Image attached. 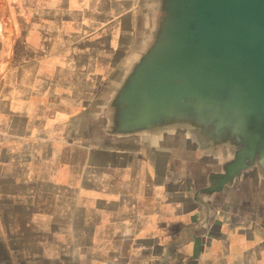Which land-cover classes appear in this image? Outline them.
<instances>
[{
  "label": "crops",
  "instance_id": "obj_1",
  "mask_svg": "<svg viewBox=\"0 0 264 264\" xmlns=\"http://www.w3.org/2000/svg\"><path fill=\"white\" fill-rule=\"evenodd\" d=\"M152 2L12 0L0 19V264H264V226L201 211L172 139L101 134Z\"/></svg>",
  "mask_w": 264,
  "mask_h": 264
},
{
  "label": "water",
  "instance_id": "obj_2",
  "mask_svg": "<svg viewBox=\"0 0 264 264\" xmlns=\"http://www.w3.org/2000/svg\"><path fill=\"white\" fill-rule=\"evenodd\" d=\"M159 11L153 42L100 110L101 134L220 137L232 158L226 175L203 188L202 205L211 207L226 177L252 170L264 184V0H162Z\"/></svg>",
  "mask_w": 264,
  "mask_h": 264
},
{
  "label": "rangeland",
  "instance_id": "obj_3",
  "mask_svg": "<svg viewBox=\"0 0 264 264\" xmlns=\"http://www.w3.org/2000/svg\"><path fill=\"white\" fill-rule=\"evenodd\" d=\"M12 0H0V19L5 18L7 19V10L9 7H11ZM162 5V0L160 3V6ZM158 8H156L157 10ZM152 15L148 17V19L155 20V16H161V14H165L161 11H159L157 14L155 11H153ZM1 30V29H0ZM153 31V30H152ZM143 32L140 38V45L137 48V51L134 53L138 57L146 53L147 51V46L153 42L154 38L151 37V32ZM1 34V32H0ZM111 96H109L104 102V104H107V101L110 99ZM107 108V105L106 107ZM105 108H100V110H104ZM100 117L103 119L102 123L106 121L105 113L101 112ZM169 130V129H168ZM170 131V130H169ZM167 132V136L172 140H168L169 142L174 141V144H170L168 147H170V150L174 148L175 151L179 152V154L185 158L181 160V164L186 165L188 164V168L190 169L191 174L195 175V187L200 188H207V184L211 183L214 185L218 180V177H222L223 175H226L227 170L226 166L230 164V159L228 157L232 158L231 154L226 153V148L229 146L227 143L222 142L221 138L218 137L215 140H210L211 142L204 144V141H193L190 140L189 142H184V141H177L175 140L174 136L172 133ZM218 133H220L221 136V131L218 129ZM176 132H174L175 134ZM207 135L210 137L212 136V132L208 130V132H205ZM121 135V136H120ZM140 133H137L136 135L130 134H119L118 136L124 137V136H138ZM149 136H154L157 137L156 133L149 135ZM159 136V135H158ZM117 137V136H116ZM150 141L153 139L152 137L149 138ZM203 145H207V149H201L204 147ZM233 145V144H232ZM231 145V147H232ZM167 146V145H165ZM196 150H195V148ZM234 147V145H233ZM232 147V148H233ZM195 150V151H192ZM224 154V157H223ZM187 156V157H186ZM194 157V159H193ZM214 175L215 177L210 178L211 176L209 175ZM257 173L254 175L252 170H248L247 172H242L239 173L238 176H235L233 178H228L226 177L224 180V184L222 185V188L219 192H215L213 195L211 194V201L210 204L212 205L211 207L208 206V204L201 205L200 210L205 213L206 215L208 213H212L214 217V221L219 222V220H229L232 216H236L240 218L241 220L247 221V223H242L240 225H236V227L240 228H247L249 230L250 227L257 226L260 224V226H264V184L262 183L263 181L256 176ZM251 180V181H250ZM253 180V181H252ZM248 181L251 182L252 185V193L251 190L250 193L246 196V194L243 192L245 197L240 196V187L239 185H243L248 183ZM253 183V184H252ZM226 192V194L223 192ZM204 192V198L208 200V191H203ZM241 197V199H240ZM251 197V198H250ZM258 201H261L262 205H259ZM228 202V207L225 208V205ZM10 211L11 209L8 208ZM16 214L18 219L23 218L24 213L20 209H16ZM227 218V219H226ZM9 221H12V218H9ZM206 219L200 218L198 220V226L200 225H205ZM9 222V223H10ZM202 222V224H201ZM256 223V224H255ZM263 223V224H262ZM3 230L5 231H13V230H20L24 231L25 235L28 234L29 229L27 228L26 225H4ZM32 231V230H30ZM262 231V230H261ZM16 240L13 241L14 244ZM23 242H27V240H24ZM18 245V244H17ZM20 245V244H19ZM10 246V245H9ZM121 246V244H120ZM12 247V246H10ZM120 264H124L125 262L128 263L125 259H121ZM90 260L89 258L85 255L83 257V264H89ZM130 263V261H129ZM45 264V263H44ZM151 264V263H150ZM164 264H172L171 260H167L164 262Z\"/></svg>",
  "mask_w": 264,
  "mask_h": 264
},
{
  "label": "flooded vegetation",
  "instance_id": "obj_4",
  "mask_svg": "<svg viewBox=\"0 0 264 264\" xmlns=\"http://www.w3.org/2000/svg\"><path fill=\"white\" fill-rule=\"evenodd\" d=\"M154 1V3L152 2V4H150L151 6H153V9H156V8H158L159 6H160V3H161V0H153ZM163 14H161V16L159 15V16H155V20L153 19L152 21H153V24L155 25L154 26V29H156V27H158L159 25H160V22L162 21V19H163ZM153 29V30H154ZM209 176H211L210 178H213V177H215L214 175H209ZM251 181V180H250ZM250 181H248V183H246L245 182V184L243 185V187H242V184L241 185H239V187H240V196L242 195V197H245V195L243 194V192L246 194V196L250 193V191L249 190H251V193H252V191H253V189L251 188L252 187V185H251V182ZM253 181V180H252ZM253 184V183H252ZM249 189V190H248ZM226 194V192L224 191L223 192V194ZM251 198V197H250ZM240 199H241V197H240ZM258 203H260L259 205H262L261 204V201H258ZM228 207V202H227V204L225 205V208H227Z\"/></svg>",
  "mask_w": 264,
  "mask_h": 264
},
{
  "label": "bare ground",
  "instance_id": "obj_5",
  "mask_svg": "<svg viewBox=\"0 0 264 264\" xmlns=\"http://www.w3.org/2000/svg\"><path fill=\"white\" fill-rule=\"evenodd\" d=\"M1 27V26H0Z\"/></svg>",
  "mask_w": 264,
  "mask_h": 264
}]
</instances>
